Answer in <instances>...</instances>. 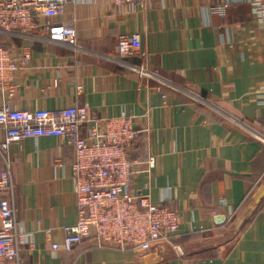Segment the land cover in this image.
Segmentation results:
<instances>
[{
  "label": "crops",
  "instance_id": "obj_1",
  "mask_svg": "<svg viewBox=\"0 0 264 264\" xmlns=\"http://www.w3.org/2000/svg\"><path fill=\"white\" fill-rule=\"evenodd\" d=\"M253 1L264 4L73 0L54 22L75 28L81 51L24 41L30 59L13 105H87L83 136L105 118L132 117V157L155 164L137 166L130 191L176 208L179 231L147 251L84 241L53 254L77 219L75 153L63 139L30 138L9 148L16 218L34 243L21 249L22 264H264V23ZM122 34L139 35L138 56L120 59ZM139 66L157 77H142ZM235 226L238 237L220 243Z\"/></svg>",
  "mask_w": 264,
  "mask_h": 264
},
{
  "label": "built area",
  "instance_id": "obj_2",
  "mask_svg": "<svg viewBox=\"0 0 264 264\" xmlns=\"http://www.w3.org/2000/svg\"><path fill=\"white\" fill-rule=\"evenodd\" d=\"M127 1L114 0L121 4ZM73 0H0V264H22L21 249L33 248L31 234L21 228L16 218L9 148L13 143L40 137L63 139L73 148L71 163L77 219L63 227L62 247L50 245L53 254L73 251L84 241L106 248L128 247L147 251L154 243L168 241L179 231L177 209L167 203L154 204L147 194L130 191L132 179L139 173L138 165L149 171L155 157L139 161L132 157L138 135L134 120L128 115L103 119L81 134L88 122V106L73 105L60 109L24 110L14 106L18 76L30 59V41L63 46L79 52L75 28L67 23H55L64 12L63 5ZM257 19L264 23V4L253 1ZM227 6L219 10L225 14ZM16 40L21 43L17 45ZM140 39L137 34L118 37L121 60L138 56ZM129 67H132L131 65ZM144 78L157 77L143 66L134 67ZM225 203V201H224Z\"/></svg>",
  "mask_w": 264,
  "mask_h": 264
},
{
  "label": "rangeland",
  "instance_id": "obj_3",
  "mask_svg": "<svg viewBox=\"0 0 264 264\" xmlns=\"http://www.w3.org/2000/svg\"><path fill=\"white\" fill-rule=\"evenodd\" d=\"M226 229H224V232H222L221 235H220L221 236L219 238L220 241H221L220 243H224L225 239H227L228 241L229 240H231V241L235 240V238L238 237V233H240L239 228H236V226L232 227L230 229H228V228H226Z\"/></svg>",
  "mask_w": 264,
  "mask_h": 264
},
{
  "label": "trees",
  "instance_id": "obj_4",
  "mask_svg": "<svg viewBox=\"0 0 264 264\" xmlns=\"http://www.w3.org/2000/svg\"><path fill=\"white\" fill-rule=\"evenodd\" d=\"M249 222H250V220H248V221L245 223V225L248 224Z\"/></svg>",
  "mask_w": 264,
  "mask_h": 264
}]
</instances>
